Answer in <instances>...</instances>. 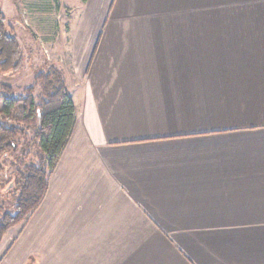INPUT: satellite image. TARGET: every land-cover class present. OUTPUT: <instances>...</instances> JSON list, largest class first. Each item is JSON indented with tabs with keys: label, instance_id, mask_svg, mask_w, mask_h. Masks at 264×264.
<instances>
[{
	"label": "crops",
	"instance_id": "1",
	"mask_svg": "<svg viewBox=\"0 0 264 264\" xmlns=\"http://www.w3.org/2000/svg\"><path fill=\"white\" fill-rule=\"evenodd\" d=\"M71 134L0 264H264V0H77Z\"/></svg>",
	"mask_w": 264,
	"mask_h": 264
},
{
	"label": "trees",
	"instance_id": "2",
	"mask_svg": "<svg viewBox=\"0 0 264 264\" xmlns=\"http://www.w3.org/2000/svg\"><path fill=\"white\" fill-rule=\"evenodd\" d=\"M17 49L15 37L7 31L0 17V70L9 69L11 63L13 69L18 68V64L13 65ZM36 82H40L39 93L33 97ZM0 99V170L5 155L16 152L17 138L27 129H32L33 135L22 148L29 145L35 148L34 157L24 163L23 168L17 169L14 188L18 196L13 205L14 213L6 211L0 218L1 241L7 229L26 220L43 198L48 176L71 134L75 108L65 89L62 71L50 66L38 72L32 84L26 86L18 97L11 94L10 85L0 83Z\"/></svg>",
	"mask_w": 264,
	"mask_h": 264
},
{
	"label": "rangeland",
	"instance_id": "3",
	"mask_svg": "<svg viewBox=\"0 0 264 264\" xmlns=\"http://www.w3.org/2000/svg\"><path fill=\"white\" fill-rule=\"evenodd\" d=\"M77 3V0H0V17L18 46L16 61L13 62V65L18 64V68L13 69L11 63L9 69L0 70V83L10 85L13 96L18 97L26 86L31 85L38 72L45 71L49 66L60 70L58 64L68 63L67 50L60 52L61 43L64 47L67 45L69 26ZM39 84L36 82L34 86L33 97L39 93ZM32 135V129L25 130L24 135L17 138L19 145L16 152H9L4 157L0 170V218L6 211L14 213L13 205L18 196L14 179L17 169L23 168L24 163L34 157V146L22 148ZM20 223L22 221L11 227Z\"/></svg>",
	"mask_w": 264,
	"mask_h": 264
}]
</instances>
